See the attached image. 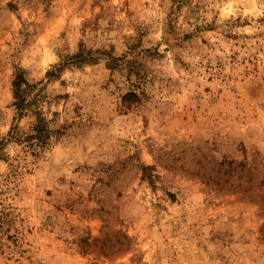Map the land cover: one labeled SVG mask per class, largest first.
<instances>
[{
    "label": "rangeland",
    "instance_id": "374dc122",
    "mask_svg": "<svg viewBox=\"0 0 264 264\" xmlns=\"http://www.w3.org/2000/svg\"><path fill=\"white\" fill-rule=\"evenodd\" d=\"M0 264H264V0H0Z\"/></svg>",
    "mask_w": 264,
    "mask_h": 264
},
{
    "label": "trees",
    "instance_id": "16d2710c",
    "mask_svg": "<svg viewBox=\"0 0 264 264\" xmlns=\"http://www.w3.org/2000/svg\"><path fill=\"white\" fill-rule=\"evenodd\" d=\"M57 67L55 70H59ZM54 73L51 69L48 71V75ZM33 83L29 82L23 72H17L14 79L12 80V91H13V102L15 106L16 115L19 117L26 114L29 110H32L37 114L35 121L33 122L31 129L24 136V146L27 150L33 154L37 155L41 150H43L48 144L49 140L54 132L52 127L48 126L46 118L41 114L39 110L32 107V103L35 101L34 94L32 95ZM130 96V98H126ZM133 99H137V94L134 91H129L123 96L124 102H130ZM125 104V103H124Z\"/></svg>",
    "mask_w": 264,
    "mask_h": 264
}]
</instances>
